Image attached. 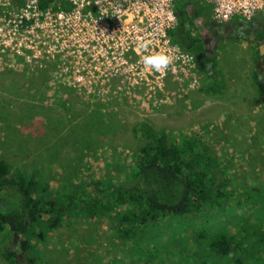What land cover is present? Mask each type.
Returning a JSON list of instances; mask_svg holds the SVG:
<instances>
[{
	"label": "rangeland",
	"instance_id": "obj_1",
	"mask_svg": "<svg viewBox=\"0 0 264 264\" xmlns=\"http://www.w3.org/2000/svg\"><path fill=\"white\" fill-rule=\"evenodd\" d=\"M191 1L207 6L202 0ZM251 39L228 38L218 47L216 71L222 74L225 85L222 95L203 90L202 75L197 85L168 80L163 89L150 92L123 82L96 90L79 83L47 82L56 74L52 70L41 80L45 83H31L41 73L37 68L1 63L0 158L16 173L18 169L37 171L51 189L68 193L94 177H111L128 184L129 171L142 144L133 133L138 122L166 131L179 143L198 134L218 146L219 155L208 162V167L227 182L224 188L230 193L229 203L236 208L232 215L236 216L235 212L240 216L241 212L243 217H251L243 222L248 223L246 230L254 229L255 222L260 224L255 202H264L263 192L254 189L264 188V108L262 105L258 112L255 110L258 99L252 90L251 74L256 70V54ZM192 52L196 55L194 48ZM9 199L7 191L0 190V204ZM219 211L209 209L198 214L202 217H188L187 222L160 224L163 241L169 246V264H197L199 260L190 255V251H196L197 241L191 240L181 248L182 238L173 239V232L197 234L204 230L206 237L200 241L203 247L217 231L209 234L207 230L217 227L225 231L235 224L239 230V217L229 221L224 214L230 211L228 206L220 211L223 224L219 223ZM82 218H73L70 224L54 230L40 245L45 264H112V260L130 259L116 233V212L95 220ZM245 233L228 236L238 242L245 236L250 241L249 231ZM6 238V233L0 234V264H10L3 257ZM253 248L256 251L255 243ZM234 255L233 259L204 257L201 263L234 264L241 253ZM258 256L254 252L250 260L256 264Z\"/></svg>",
	"mask_w": 264,
	"mask_h": 264
},
{
	"label": "trees",
	"instance_id": "obj_2",
	"mask_svg": "<svg viewBox=\"0 0 264 264\" xmlns=\"http://www.w3.org/2000/svg\"><path fill=\"white\" fill-rule=\"evenodd\" d=\"M40 2L42 7L55 10L68 8L69 4V0ZM177 2L178 25L171 31V37L175 43L194 54L189 42L194 41L195 19H209L210 7L199 6L191 0ZM198 47L202 48L200 45ZM257 56L262 59L259 52ZM208 59L214 63V57ZM199 71L203 74V80L211 81L206 88L213 92L218 86V73L215 71V74H210L200 67ZM43 75L39 74L31 83L42 82L45 78ZM253 80L264 98V72L257 69ZM133 133L142 144L129 171L128 184L117 182L111 177H94L88 182H81L76 190L67 193L51 189L37 171L29 173L18 169L16 173L5 159L0 158V190H6L10 197L9 201L0 205V234L9 236L3 251L6 261L18 264L15 256L21 250L26 254L29 264H45L39 254V247L54 230L70 224L76 217L95 220L102 216L110 217L111 211H114L117 236L131 257L128 260H112V264H169V246L163 241L160 224L180 220L187 222L192 215L202 217L198 214L206 213L209 209L216 212L220 208L222 211L228 206L230 211L224 214H227L229 221L238 220L239 217L242 224L239 230L235 228L236 224L225 231L217 227L207 230L209 234L217 231L203 247L200 241L206 237L204 230L197 234L173 232L172 235L176 233L173 239L182 238L181 248L184 245L186 247L191 240L197 241L194 246L196 251H190V255L199 257L197 264L204 257L233 259L235 253H241V256L234 264H254L250 260L254 252L259 255L256 264H264V202H259L260 199L255 202L254 211L258 213L260 224L255 222L254 229L246 230L248 223L245 224L243 220L252 218L243 217L241 212L240 216L235 212L236 216L232 215L236 208L229 203L230 193L224 188L227 182L208 167V162L219 155L217 144L198 134L179 143L169 133L157 130L148 122L136 123ZM254 189L264 194V188ZM234 204L237 206L236 201ZM220 211L219 223L223 224L225 221L221 218L224 216ZM247 231L250 241L245 236H241L240 242L228 236ZM15 232L21 238L18 249L10 243Z\"/></svg>",
	"mask_w": 264,
	"mask_h": 264
},
{
	"label": "built area",
	"instance_id": "obj_3",
	"mask_svg": "<svg viewBox=\"0 0 264 264\" xmlns=\"http://www.w3.org/2000/svg\"><path fill=\"white\" fill-rule=\"evenodd\" d=\"M202 1L221 23L264 14V0ZM177 25V0H69L59 10L40 0H0V64L31 67L60 54L61 76L96 90L118 82L149 92L168 80L197 85L196 57L171 37ZM158 57H167L168 66L146 63Z\"/></svg>",
	"mask_w": 264,
	"mask_h": 264
},
{
	"label": "flooded vegetation",
	"instance_id": "obj_4",
	"mask_svg": "<svg viewBox=\"0 0 264 264\" xmlns=\"http://www.w3.org/2000/svg\"><path fill=\"white\" fill-rule=\"evenodd\" d=\"M248 27L249 25L247 23H236L233 20L221 23L218 21L209 22L200 18H196L193 33L194 41L192 43L189 42V45L196 50V61L198 68L200 67L201 69L208 71V68H210L212 64V61L208 58L214 57L216 55V51L218 50L220 43L225 39H228L229 37L238 36V33H241L242 29H245V31H247ZM199 45L202 47L201 49H199ZM199 54H202L200 58H198ZM3 57L4 56L0 54V59H2ZM61 60L62 58L60 54L54 56V58L50 55H46L45 57L39 59L37 63L31 62L30 66L33 68H37V73H39L38 69H41L42 71L39 74L46 75L50 70H52L56 74H59L57 78H54L55 74H53L52 78L46 80L47 82H72L66 80L63 76H61L64 73L60 70ZM45 75H43L42 77H46ZM77 82L80 83L84 81ZM10 243L16 249H18L19 241L17 240V238L14 239V234ZM15 257L18 261V264H29L26 254L23 251L19 250Z\"/></svg>",
	"mask_w": 264,
	"mask_h": 264
},
{
	"label": "crops",
	"instance_id": "obj_5",
	"mask_svg": "<svg viewBox=\"0 0 264 264\" xmlns=\"http://www.w3.org/2000/svg\"><path fill=\"white\" fill-rule=\"evenodd\" d=\"M207 5H209V4H207ZM209 7H210V5H209ZM210 11H211V7H210ZM232 20L235 21L236 23H243V24L247 23L249 25V27H248L247 31H245V29H242L241 33H238V36L229 37V38L241 39V37H245V38L253 37V39H251L252 41H250V43L252 42L250 45L255 47V54L256 55L253 56V62L256 64V70L257 69L260 70L261 73L264 72V14L257 15L254 19H252L250 21H247V20H244L241 18H234ZM206 21H209V22L214 21L212 19V12L210 13V18L207 19ZM257 52H259V54L262 56V59H258ZM214 58H215L214 63L212 62L210 68H208L209 70L206 71L203 69L204 71H206L210 74H215V71L217 69L216 67H217V63L219 60V56H218L217 51H216V55L214 56ZM257 65H258V68H257ZM256 70L254 69L253 74H251V80H252V90L256 92V97L258 99V104L255 107V110H257V112H258L259 107H262V105H263V108H264V98L259 94L257 87H256V84L253 80V75H254ZM38 71L41 72L42 70L38 69ZM217 73H218V78H217L218 86L216 87V89L213 92H210L209 90H207V88H206L207 83L208 84L211 83L210 80H203L204 82H203L202 89L205 90L206 92L210 93V94L222 95L224 90H225V85L220 78L222 74L219 73V70ZM200 75L203 76V74H201V72H200Z\"/></svg>",
	"mask_w": 264,
	"mask_h": 264
},
{
	"label": "clouds",
	"instance_id": "obj_6",
	"mask_svg": "<svg viewBox=\"0 0 264 264\" xmlns=\"http://www.w3.org/2000/svg\"><path fill=\"white\" fill-rule=\"evenodd\" d=\"M146 63L159 69L161 67H167L170 61L167 57H158V58L149 59L146 61Z\"/></svg>",
	"mask_w": 264,
	"mask_h": 264
},
{
	"label": "water",
	"instance_id": "obj_7",
	"mask_svg": "<svg viewBox=\"0 0 264 264\" xmlns=\"http://www.w3.org/2000/svg\"><path fill=\"white\" fill-rule=\"evenodd\" d=\"M201 56H202V54H199L198 58H200ZM17 236H18V233H17V232H15V233H14V239H16V238H17Z\"/></svg>",
	"mask_w": 264,
	"mask_h": 264
}]
</instances>
